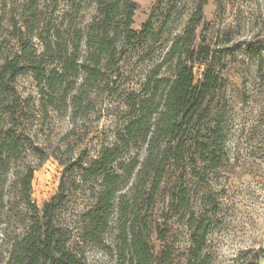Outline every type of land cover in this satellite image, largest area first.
Here are the masks:
<instances>
[{
	"label": "rangeland",
	"instance_id": "rangeland-1",
	"mask_svg": "<svg viewBox=\"0 0 264 264\" xmlns=\"http://www.w3.org/2000/svg\"><path fill=\"white\" fill-rule=\"evenodd\" d=\"M26 1L0 0V64L20 50L14 22L22 26L21 11ZM135 1L138 8L133 29L140 31L152 20L153 33L129 46L120 58L114 69L116 90L93 91L89 105L84 102L76 110L61 106L51 110L48 118L35 108L34 117L23 121L20 128L30 134L32 145H39L43 151L28 152L26 158L35 166L32 201L41 213L54 198L62 201L55 223L71 229L67 247L88 264H129L130 250L117 212L102 244L82 239L80 227L95 210L102 178L85 182L77 167L70 165L82 162L90 166L105 147L119 149L113 168L119 173L123 172L120 167H126L134 157L143 159V147L125 146L122 141L124 127L135 114L133 99L137 103L146 96L149 77L172 41L189 38L197 3ZM58 4L56 16L67 9L66 1L59 0ZM54 6L53 0H44V18L52 17ZM82 6L80 13L72 11L66 18L78 23L88 20L94 3L84 0ZM34 41L42 51L39 39ZM203 43L214 52L212 64L220 87L207 98L203 112L188 124L185 159L165 166L152 204L148 191L141 182L135 187L133 178L122 191L129 194L131 203L133 191H140L138 219H146L152 264H187L194 237L201 241V255L208 264H264V0H208L193 46ZM209 63L195 65L196 84L204 80ZM172 74L173 64L169 62L160 77ZM16 88L23 100L39 107L40 90L32 73L20 76ZM203 134L211 137L215 161L207 154L202 160L195 150ZM191 216L196 220L189 226ZM200 224L205 235L198 231ZM21 229L14 215L0 217V251H6L9 238Z\"/></svg>",
	"mask_w": 264,
	"mask_h": 264
},
{
	"label": "trees",
	"instance_id": "trees-1",
	"mask_svg": "<svg viewBox=\"0 0 264 264\" xmlns=\"http://www.w3.org/2000/svg\"><path fill=\"white\" fill-rule=\"evenodd\" d=\"M53 1L50 19L43 17L44 0L25 2L21 11L22 26L19 28L18 22H14L20 50L0 64V217L14 215L23 226L9 238L6 251H0L2 264H88L67 247L71 229L55 223L62 201L54 198L43 206L42 213L32 201L35 166L26 158L28 152L42 154L43 151L39 145H32L30 134L20 128L23 121L34 117L35 108L48 118L51 110L61 106L76 110L84 102L89 105L93 91L112 93L118 82L114 69L120 58L129 46L153 33L152 20L140 31L133 29L138 8L135 0H92V15L80 23L67 19L66 15L72 11L80 13L84 0H64L67 9L59 16L54 15L59 0ZM207 1L197 0L189 38L177 37L172 41L149 77L146 96L137 103L133 99L135 114L124 127L122 141L125 146L143 147V159L134 157L126 167H120L123 172L119 173L113 169L119 149L105 147L90 166L85 167L82 162L70 165L72 169L77 167L85 182L102 178L101 189L95 195V210L83 219L80 227L82 239L102 244L111 217L117 212L130 250L129 264H152L154 257L146 219H138L140 191H133L131 203L129 194L122 191L123 185L132 178L135 187L141 182L148 191L149 204L154 202L165 166L186 157L189 122L203 112L207 98L220 87L210 45L193 46ZM34 38L41 42L42 51L36 48ZM208 61L204 80L196 84L195 65ZM169 62L173 64L172 76L160 77L161 69ZM29 73L40 90L38 108L23 100L16 88L17 79ZM201 136L195 150L202 160H206L207 154L215 161L211 137ZM195 220L191 216L189 226ZM198 231L206 234L201 224ZM4 235L9 234L5 231ZM161 238H165L163 233ZM202 250L201 241L194 237L187 264H208L201 255Z\"/></svg>",
	"mask_w": 264,
	"mask_h": 264
}]
</instances>
